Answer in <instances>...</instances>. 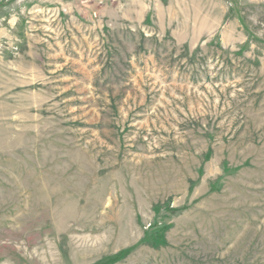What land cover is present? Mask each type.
I'll return each mask as SVG.
<instances>
[{"label":"rangeland","instance_id":"374dc122","mask_svg":"<svg viewBox=\"0 0 264 264\" xmlns=\"http://www.w3.org/2000/svg\"><path fill=\"white\" fill-rule=\"evenodd\" d=\"M0 264H264V0H0Z\"/></svg>","mask_w":264,"mask_h":264}]
</instances>
